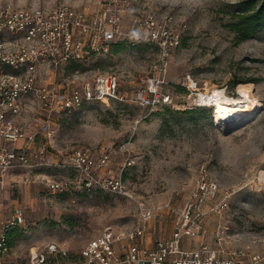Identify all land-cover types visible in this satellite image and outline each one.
Here are the masks:
<instances>
[{"label":"rangeland","instance_id":"rangeland-1","mask_svg":"<svg viewBox=\"0 0 264 264\" xmlns=\"http://www.w3.org/2000/svg\"><path fill=\"white\" fill-rule=\"evenodd\" d=\"M67 1L89 11L107 0ZM127 1L123 31L138 17L151 15L167 35L178 36L179 47L170 52L163 74L172 104L154 108L130 102L87 104L61 115L49 154L87 148L97 159L107 155L105 173L121 179L129 196L80 190L72 183L73 175L58 167L9 176L0 187V231L15 208L23 211L25 221L6 232L9 250L0 256V264H78L89 242L107 231L131 232L139 226L143 210L154 215L145 244L169 238L170 209L182 207L196 192L203 169L207 182L216 184V194L204 201L208 215L202 233L184 239L181 248L205 245L220 257L240 251L246 259L255 254L264 257V22L243 40L236 24L243 14L241 6L250 0ZM252 1L257 7L264 5V0ZM145 34L140 27V35ZM164 41L173 46L169 39ZM119 42L125 44L118 53L72 65L70 73L81 71L88 77L113 73L122 91L131 95L157 73L159 45L146 39ZM188 75L199 88L192 100L179 85ZM242 85L253 86L250 94L258 104L252 113L217 125L213 107L199 106L200 93L220 90L238 98ZM39 174L66 185L65 189L51 193L36 182ZM219 227H227L232 236L222 246L216 243ZM35 252L44 254L43 263L32 260Z\"/></svg>","mask_w":264,"mask_h":264},{"label":"built area","instance_id":"built-area-1","mask_svg":"<svg viewBox=\"0 0 264 264\" xmlns=\"http://www.w3.org/2000/svg\"><path fill=\"white\" fill-rule=\"evenodd\" d=\"M41 1L23 5L0 0V187L17 172L58 167L73 175L72 183L80 190L129 196L121 179L105 173L107 155L97 159L87 148L49 154L54 147L57 122L61 115L80 111L92 103L130 102L143 108L171 105L163 74L170 52L179 47L178 36L167 35L151 15L138 17L123 31L127 0L121 4L107 0L89 11L67 0ZM140 27L146 36L140 35ZM165 38L173 46H167ZM141 39L159 45L157 73L131 90V95L122 91L121 82L113 73L92 77L81 71L70 73L72 65H86L92 58L111 54L117 41ZM179 85L190 100L194 99L199 88L192 76H185ZM201 95L198 100L203 101ZM201 173L196 192L182 207L170 209L169 238L156 239L151 246L145 244L154 215L143 210L139 226L131 232L107 231L89 242L81 252L83 261L78 264H264L261 254L246 259L242 251L220 257L205 245L181 248L184 239L197 238L202 233L208 215L204 201L216 194V184L207 182V171L203 169ZM36 182L51 193L66 187L43 174L38 175ZM24 221L23 211L15 208L11 219L2 225L0 256L9 250L6 232ZM215 235L218 246L232 240L227 227H219ZM31 257L38 263L45 261L42 253H32Z\"/></svg>","mask_w":264,"mask_h":264},{"label":"bare ground","instance_id":"bare-ground-1","mask_svg":"<svg viewBox=\"0 0 264 264\" xmlns=\"http://www.w3.org/2000/svg\"><path fill=\"white\" fill-rule=\"evenodd\" d=\"M252 89V85H242L238 89V98H230L220 90H214L213 93H203L201 97L203 98V102L207 103L208 106L213 107L216 124L219 125L225 121L235 120L239 114L253 112L254 108H256L254 106H257L258 102L254 100L252 98L253 96L250 94Z\"/></svg>","mask_w":264,"mask_h":264},{"label":"trees","instance_id":"trees-1","mask_svg":"<svg viewBox=\"0 0 264 264\" xmlns=\"http://www.w3.org/2000/svg\"><path fill=\"white\" fill-rule=\"evenodd\" d=\"M240 11L243 14L238 16L239 22L236 24V28L241 38L244 40L255 34L262 26V22H264V5L257 7L254 5L253 1L250 0L243 3ZM124 44L125 42L114 44L112 52L118 53L124 48ZM183 91L185 90L183 89ZM8 242L9 238L7 237V243Z\"/></svg>","mask_w":264,"mask_h":264}]
</instances>
